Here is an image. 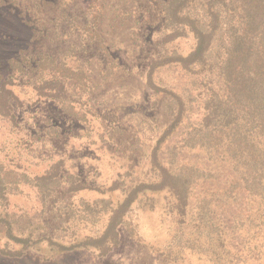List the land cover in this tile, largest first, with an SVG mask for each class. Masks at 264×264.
Here are the masks:
<instances>
[{
	"label": "trees",
	"instance_id": "1",
	"mask_svg": "<svg viewBox=\"0 0 264 264\" xmlns=\"http://www.w3.org/2000/svg\"><path fill=\"white\" fill-rule=\"evenodd\" d=\"M156 1L169 31L160 42L191 34L194 47L187 53L166 52L144 73L169 117L152 148L153 178L122 186L125 196L118 201L98 197L77 210L66 194L92 186L71 175L72 184L60 191L65 159L34 177L1 161L0 223L7 242L19 246L0 248L2 254L20 256L46 240L61 251L85 248L106 256L120 245L119 227L141 195L167 191L179 222L173 237L178 249L162 251L169 260L180 262L182 250H188L207 264H264V0ZM91 37L106 49L99 31ZM107 56L106 77L117 64L110 52ZM36 68L40 75L29 81L32 87L60 102L68 114L100 85L88 88L82 68L58 63L48 54L36 61ZM165 68L176 72L175 86L157 81L156 74ZM14 95L3 82L0 118L15 121ZM22 184L37 192L40 208L32 214L8 208V193L20 192ZM51 209L58 213L54 236L41 234L36 224L47 221ZM72 216L78 223L102 221V227L85 234L71 225ZM68 235L71 240L65 242Z\"/></svg>",
	"mask_w": 264,
	"mask_h": 264
},
{
	"label": "rangeland",
	"instance_id": "2",
	"mask_svg": "<svg viewBox=\"0 0 264 264\" xmlns=\"http://www.w3.org/2000/svg\"><path fill=\"white\" fill-rule=\"evenodd\" d=\"M161 13L156 0H0V86L6 81L13 90L16 114L15 121L0 118V162L34 177L65 159L60 191L72 184L71 175L92 186L66 194V199L73 197L70 203L77 210L98 197L118 201L125 196L122 186L151 180L152 148L169 117L144 73L166 52L187 53L194 47L191 34L160 42L169 32ZM94 30L102 35L106 49L92 39ZM107 52L118 66L106 77ZM44 54L82 68L88 88L100 84L84 97L86 103L75 104L71 114L60 102L40 96L29 82L40 75L36 61ZM156 76L163 86L177 84V74L169 68ZM34 145L36 152L29 150ZM115 181L119 185L109 190ZM141 196L119 227L120 245L106 256L85 248L61 251L42 240L20 256L0 251V264H207L188 250H182L180 262L162 253L169 246L178 249L173 238L179 224L177 209L167 191ZM8 197L9 210L32 214L40 208L37 192L29 185L22 184L20 192ZM52 211L56 212L51 209L47 221L36 223L41 234L54 236L58 213ZM67 211L71 213L70 208ZM71 220L85 234L102 227V221L92 225L78 223L73 216ZM70 240L65 237V242ZM7 241L0 223V248H19Z\"/></svg>",
	"mask_w": 264,
	"mask_h": 264
}]
</instances>
